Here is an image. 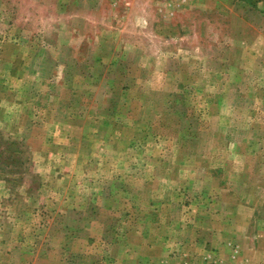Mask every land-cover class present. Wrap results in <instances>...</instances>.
<instances>
[{
	"label": "rangeland",
	"instance_id": "374dc122",
	"mask_svg": "<svg viewBox=\"0 0 264 264\" xmlns=\"http://www.w3.org/2000/svg\"><path fill=\"white\" fill-rule=\"evenodd\" d=\"M0 264H264V0H0Z\"/></svg>",
	"mask_w": 264,
	"mask_h": 264
}]
</instances>
